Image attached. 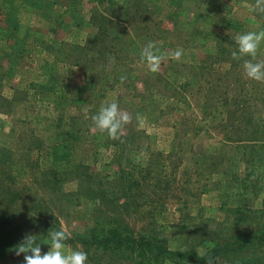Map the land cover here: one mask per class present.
I'll return each mask as SVG.
<instances>
[{"label": "rangeland", "instance_id": "1", "mask_svg": "<svg viewBox=\"0 0 264 264\" xmlns=\"http://www.w3.org/2000/svg\"><path fill=\"white\" fill-rule=\"evenodd\" d=\"M254 3L0 0V239L34 234L43 254L63 227L87 264H140L84 243L116 223L185 264H264V82L231 55L264 30ZM149 41L184 56L151 73ZM113 101L133 116L123 142L90 118Z\"/></svg>", "mask_w": 264, "mask_h": 264}, {"label": "clouds", "instance_id": "2", "mask_svg": "<svg viewBox=\"0 0 264 264\" xmlns=\"http://www.w3.org/2000/svg\"><path fill=\"white\" fill-rule=\"evenodd\" d=\"M253 10L264 14V0H255ZM236 50L232 51V59L243 60L245 76L256 82H264V58L258 56L261 45L264 44V30L259 32L249 31L238 34L234 38ZM184 50L177 48L174 51H165L158 46V42L149 41L141 50L140 63L145 65L151 73H159L161 65L171 59L181 61ZM248 57V59H245ZM127 76H121L124 83ZM91 120L95 130L115 141H122L125 128L133 121V116L124 110L116 102L103 103L98 112L92 115ZM138 127L144 126V118L138 113L135 117ZM50 250L42 254L41 245L37 243L38 237L34 234H25L23 240L16 246L15 254L23 255L24 264H87L88 255L82 250L66 252V241L70 238L69 233L61 227L59 230H50ZM206 264H215L209 257Z\"/></svg>", "mask_w": 264, "mask_h": 264}, {"label": "trees", "instance_id": "3", "mask_svg": "<svg viewBox=\"0 0 264 264\" xmlns=\"http://www.w3.org/2000/svg\"><path fill=\"white\" fill-rule=\"evenodd\" d=\"M134 182L140 187L139 181L135 180ZM123 197L129 198L127 193ZM136 198H146V196L143 193H138ZM22 240L23 238L16 240L10 238L0 239V257L5 253L14 251ZM84 243L94 247L95 250L99 249L108 253L110 256L124 250L123 252L129 254L133 261L140 264H163L167 260L176 264L197 262V257L193 253L173 252L159 242L147 241L143 238L136 239L131 232L116 223L114 227L108 228L100 235L90 234Z\"/></svg>", "mask_w": 264, "mask_h": 264}]
</instances>
